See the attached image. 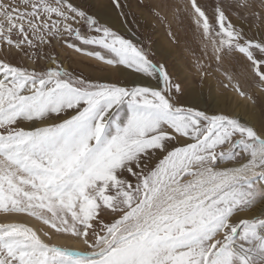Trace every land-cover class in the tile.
I'll return each mask as SVG.
<instances>
[{
    "label": "snow or ice",
    "instance_id": "1",
    "mask_svg": "<svg viewBox=\"0 0 264 264\" xmlns=\"http://www.w3.org/2000/svg\"><path fill=\"white\" fill-rule=\"evenodd\" d=\"M17 3L0 0V210L85 237L97 221L123 234L81 253L0 223V264H230L202 247L223 201L191 195L209 182L197 161L215 126L173 106L163 74L147 82L154 66L93 3Z\"/></svg>",
    "mask_w": 264,
    "mask_h": 264
},
{
    "label": "rangeland",
    "instance_id": "2",
    "mask_svg": "<svg viewBox=\"0 0 264 264\" xmlns=\"http://www.w3.org/2000/svg\"><path fill=\"white\" fill-rule=\"evenodd\" d=\"M87 2L96 5L101 23L131 41L154 66L153 78L147 81L151 86L158 87V77L163 74L173 106L198 113L203 129L215 126V147L199 154L203 159L197 161L198 174L206 166L221 168L238 163L258 142L264 144V0ZM4 3L19 6L17 0ZM73 59L86 60L78 54ZM127 78L134 80L138 75ZM255 163L264 168V157ZM213 175L205 171L203 176L209 182L191 193L199 199L211 197L213 203L223 201L218 205L222 214L212 221L214 230L202 241V247L205 251L211 248L212 257L230 264H264V212L241 217L264 201V173L222 184H215ZM4 212L16 211L0 210ZM42 216L51 219L47 213ZM34 218L39 221L37 231L45 243L73 252H100L123 234L106 235L97 221L85 237L82 229L70 234L63 231V225L54 230L42 218ZM103 219L109 220L111 215L105 214ZM55 234L80 239L81 244L73 248L54 243Z\"/></svg>",
    "mask_w": 264,
    "mask_h": 264
},
{
    "label": "bare ground",
    "instance_id": "3",
    "mask_svg": "<svg viewBox=\"0 0 264 264\" xmlns=\"http://www.w3.org/2000/svg\"><path fill=\"white\" fill-rule=\"evenodd\" d=\"M154 85L152 86L155 87ZM233 113L238 115L237 111L236 112L234 111ZM240 118L243 121L249 123V121L245 120L243 117ZM261 157H264V144L258 142L252 149V152H250V154L242 161L221 168H212L206 166L202 170H200L199 174L201 173L203 174L205 171L212 172L214 174L213 181L215 184L227 183L237 178H250L258 174L264 173V168L258 166L255 163V161H257V159ZM263 212H264V201L258 204L251 211L249 212L247 211L246 213H244V215H242L241 217H254L255 215L261 214ZM10 222H16V223L24 222L28 226L35 228L37 230V224L39 221L36 220L34 217L27 215L25 213H20V212L0 213V223H10ZM39 234L41 236L40 232ZM55 235L52 237L54 243L57 242L59 244H64V245L70 244L73 246V248H76L81 244L80 239L72 238L70 236H65L66 234L64 236L61 235L57 236L58 234L56 236Z\"/></svg>",
    "mask_w": 264,
    "mask_h": 264
}]
</instances>
